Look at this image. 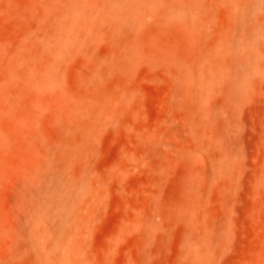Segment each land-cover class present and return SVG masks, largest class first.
<instances>
[{
  "label": "rangeland",
  "instance_id": "1",
  "mask_svg": "<svg viewBox=\"0 0 264 264\" xmlns=\"http://www.w3.org/2000/svg\"><path fill=\"white\" fill-rule=\"evenodd\" d=\"M204 1L205 10L202 2L196 6L203 7L198 32L174 21L154 39L175 63L151 55L113 69L107 65L113 50L100 38L66 58L59 84L13 92L15 103L2 90L0 264L59 260L64 217L52 198L65 183L54 155L65 137L63 121L98 67L101 89L127 100L112 117L102 116L85 144L90 151L83 147L69 168L80 179L87 175L91 208L80 224L69 222L74 251L64 264H264V12L254 58L261 70L248 90L237 93L252 64L241 68L236 61L228 78L219 63L210 64L208 86H191L183 82L185 67L199 74L210 43L237 46L240 31L230 5ZM10 2L0 10V45L14 49L37 35L39 15L34 6L29 13L30 0ZM151 43L146 49L156 50ZM225 154L233 159L226 177Z\"/></svg>",
  "mask_w": 264,
  "mask_h": 264
},
{
  "label": "bare ground",
  "instance_id": "2",
  "mask_svg": "<svg viewBox=\"0 0 264 264\" xmlns=\"http://www.w3.org/2000/svg\"><path fill=\"white\" fill-rule=\"evenodd\" d=\"M32 1L29 2L30 7L29 4H26L28 6L26 7L29 13L31 9L33 12L34 10L37 11L35 17L39 15V18H36L38 21L36 23L38 24L36 25L37 35L32 32L31 34L35 35L32 36L33 38L30 35L32 39L29 37L28 40H22L21 43H18V46L14 45V49L11 48L12 45H10V49L9 46L6 48L4 44V47L0 45V93L4 96V91L8 90V92L5 91L7 92L5 93L7 98L6 95L4 97L9 99L11 94L10 101L13 102H16L15 97H17L18 92L19 95L21 92L26 93L27 91L35 94V91L39 92L41 89L59 84L57 82L60 80V68L66 58L74 53H85L91 43L100 38L103 40L106 38L113 50L110 60L107 61V65H111L113 69L114 67H117V69L127 67V64L130 66L131 62L138 63L141 61L140 59L151 55L157 58L161 57L166 62V58L169 57L170 60L174 57V54L172 53L173 56L170 57L166 51L162 50L164 48L158 49L154 40L157 33L163 27L171 26L174 21L183 24L186 28L191 27L195 32H198L197 28L199 25L201 27L203 22L202 15H200L203 7L197 10L196 6L204 5L202 2L204 0H182L177 4H174L172 0H36L35 5L33 4L35 0ZM8 2L10 0H0V10ZM220 3L230 5L237 14H235V18L239 21L237 24L239 23L240 26L236 41L237 46L228 45L223 39L215 42L216 45L210 43L208 50L211 49L209 51L206 49L207 57L203 58L205 61L209 58V61L206 62V64H209L208 67H206V64L203 65V67L206 65L204 67L206 69L199 66L200 69L198 70L200 72L198 74V71L194 73L191 67L186 66L185 72L181 75L184 74V83L185 81L190 82L192 86L197 81L196 86L199 87V84H208V81L211 80V69H214V67L210 64L217 66V63H219L222 74L228 78L231 75V63L233 61H236L241 68L250 62L252 65L237 89L238 94H244L261 70L260 66L255 64L254 58L258 45L257 34L264 12V0H222ZM32 6L35 7H33L34 10ZM205 7L207 6L204 5V10ZM208 19L210 20V18H207L209 23ZM36 31L34 30V32ZM27 35L29 36V34ZM208 38L210 40L211 36ZM221 40L222 43H219ZM151 41H153V45L155 44L154 47H157L156 50L146 49V45ZM175 59L176 57H174V60L172 59L174 63ZM170 62L172 61L170 60ZM131 64L133 65V63ZM182 65L179 71L184 70ZM111 66L109 67L110 70H112ZM201 68L204 70H201ZM199 75H202V78ZM179 78H182V76ZM87 81H89V86H86L88 85V83H85ZM87 81H84L85 86L86 88L91 87V89L88 88L87 92L82 94L77 102L75 101V105L71 106L69 116L65 120L63 115L69 112L65 107L70 108V106L65 105L64 107L67 112L62 115L61 119L64 120L65 137L60 144V150L55 151L58 147L53 150L57 153L54 152L55 170L60 176V182L63 183L64 181L65 186L61 191L58 188L59 190L55 191L56 194L53 195L52 199L59 210L58 213L60 212L64 218L62 221L60 220L61 222L58 221L59 224L57 223L60 233V242H58L60 248L59 260L55 263L45 262L44 264H64L71 259L70 254H73L74 249L69 242L72 234L69 224H80L86 218H84V210L90 207V187L87 175L80 179L77 172L73 176V170H69V168H72L73 161H75V165H78L76 158L80 159V152L85 153L84 148H88L85 144L90 140L89 138L93 137L91 132L102 116L112 117L117 107L121 109L125 107L127 100L125 93L119 91V93L106 92V90L101 89L100 67L95 70ZM190 83H187V86ZM200 87L202 90L205 89L203 85ZM86 88L84 87V89ZM13 92L17 93L13 95ZM61 128L63 129L62 125ZM91 134L92 137H89ZM78 153L80 156L77 155ZM49 155H46V160L50 158ZM231 158L230 154H225L221 160L222 175L225 177L229 176L233 165V159L231 160ZM48 160L50 161V159ZM54 164L53 166H55ZM69 172H72L73 175ZM72 187H77L76 194L71 192Z\"/></svg>",
  "mask_w": 264,
  "mask_h": 264
}]
</instances>
